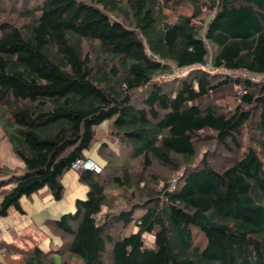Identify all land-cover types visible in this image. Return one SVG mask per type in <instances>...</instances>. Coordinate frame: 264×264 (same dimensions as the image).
Listing matches in <instances>:
<instances>
[{"label": "trees", "instance_id": "16d2710c", "mask_svg": "<svg viewBox=\"0 0 264 264\" xmlns=\"http://www.w3.org/2000/svg\"><path fill=\"white\" fill-rule=\"evenodd\" d=\"M229 83L232 112L212 99ZM0 127L24 164L0 161V220L104 160L47 220L61 245L0 264H264V0H0Z\"/></svg>", "mask_w": 264, "mask_h": 264}, {"label": "rangeland", "instance_id": "374dc122", "mask_svg": "<svg viewBox=\"0 0 264 264\" xmlns=\"http://www.w3.org/2000/svg\"><path fill=\"white\" fill-rule=\"evenodd\" d=\"M192 7L183 4L177 13L169 12L174 21L178 15L192 14ZM208 13H205L201 19L196 20L198 26H202L203 19H206ZM213 50L210 48V55L208 62L212 60ZM186 71H179L176 69V75H185ZM224 75H227L223 71ZM240 88L235 83H229L220 86L213 94L212 99L216 103L221 104L227 110L232 112L239 104ZM112 121L103 123L97 129V138L99 142H109L112 145L108 135L109 125ZM94 147L86 155L101 164L104 162L103 158L99 156L98 145ZM205 151V150H204ZM203 151V152H204ZM232 154V153H231ZM228 155L221 148H217L211 155L213 160L223 162L224 157ZM202 158V154L199 160ZM0 161L1 164L17 174L23 172L24 164L22 160L15 155L12 150V145L8 139L4 138V133L0 127ZM2 177L0 176V180ZM62 183L65 187V193L61 200H56L49 189H44L40 193L35 194L32 198H23L21 206L26 214H22L16 209H11L9 215L0 220V261H3L5 248L9 245L20 249H30L35 244L39 243L41 248L45 251L57 249L62 241L59 235L52 233L51 228L47 224V220H57L62 215L76 210L75 202L78 199H86L88 187L79 180V174L75 171L67 172L63 178ZM146 244L155 247L154 238L152 235L145 236ZM56 263L62 264L60 257H56ZM76 263V262H73ZM78 264V263H76Z\"/></svg>", "mask_w": 264, "mask_h": 264}, {"label": "built area", "instance_id": "2783aa9c", "mask_svg": "<svg viewBox=\"0 0 264 264\" xmlns=\"http://www.w3.org/2000/svg\"><path fill=\"white\" fill-rule=\"evenodd\" d=\"M72 170L75 172L86 170L95 172L97 174L102 172V167L99 163L94 161L93 159L87 157V158H79L73 163ZM174 187V185H173Z\"/></svg>", "mask_w": 264, "mask_h": 264}, {"label": "crops", "instance_id": "0c3cea01", "mask_svg": "<svg viewBox=\"0 0 264 264\" xmlns=\"http://www.w3.org/2000/svg\"><path fill=\"white\" fill-rule=\"evenodd\" d=\"M26 214V213H25ZM0 244H1V239H0ZM2 253H4V251H1Z\"/></svg>", "mask_w": 264, "mask_h": 264}]
</instances>
